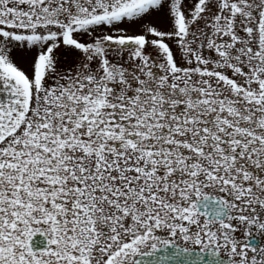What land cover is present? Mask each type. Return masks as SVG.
Here are the masks:
<instances>
[{
  "label": "snow or ice",
  "instance_id": "6c2138e0",
  "mask_svg": "<svg viewBox=\"0 0 264 264\" xmlns=\"http://www.w3.org/2000/svg\"><path fill=\"white\" fill-rule=\"evenodd\" d=\"M0 264H264V0H0Z\"/></svg>",
  "mask_w": 264,
  "mask_h": 264
},
{
  "label": "water",
  "instance_id": "95a60500",
  "mask_svg": "<svg viewBox=\"0 0 264 264\" xmlns=\"http://www.w3.org/2000/svg\"><path fill=\"white\" fill-rule=\"evenodd\" d=\"M37 240H41L42 238L41 237H39V236H37V238H36Z\"/></svg>",
  "mask_w": 264,
  "mask_h": 264
}]
</instances>
